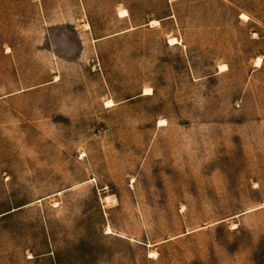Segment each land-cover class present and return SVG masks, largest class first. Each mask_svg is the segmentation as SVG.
<instances>
[{
    "label": "rangeland",
    "instance_id": "obj_1",
    "mask_svg": "<svg viewBox=\"0 0 264 264\" xmlns=\"http://www.w3.org/2000/svg\"><path fill=\"white\" fill-rule=\"evenodd\" d=\"M0 264H264V0H0Z\"/></svg>",
    "mask_w": 264,
    "mask_h": 264
},
{
    "label": "bare ground",
    "instance_id": "obj_2",
    "mask_svg": "<svg viewBox=\"0 0 264 264\" xmlns=\"http://www.w3.org/2000/svg\"><path fill=\"white\" fill-rule=\"evenodd\" d=\"M120 14H121V16H127V11L126 10H122L121 12H120ZM157 23V21H153V23ZM152 23V24H153ZM88 27V26H87ZM173 41V40H172ZM172 41H169V42H172ZM173 43V42H172ZM256 66L257 67H260L261 65H262V57H258L257 59H256ZM220 70L221 71H226L227 70V66H221L220 67ZM148 91V90H147ZM109 103H111V102H109ZM109 229V228H108Z\"/></svg>",
    "mask_w": 264,
    "mask_h": 264
}]
</instances>
